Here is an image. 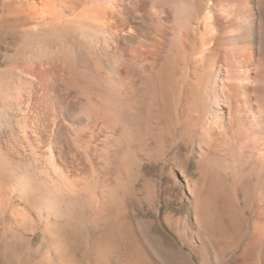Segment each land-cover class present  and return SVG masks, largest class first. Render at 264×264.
Instances as JSON below:
<instances>
[{"label": "bare ground", "instance_id": "6f19581e", "mask_svg": "<svg viewBox=\"0 0 264 264\" xmlns=\"http://www.w3.org/2000/svg\"><path fill=\"white\" fill-rule=\"evenodd\" d=\"M0 60V231L41 264L98 223L96 264H112L111 232L114 261L138 264L147 163L169 157L188 187L264 166L239 152L264 110V0H0Z\"/></svg>", "mask_w": 264, "mask_h": 264}, {"label": "rangeland", "instance_id": "374dc122", "mask_svg": "<svg viewBox=\"0 0 264 264\" xmlns=\"http://www.w3.org/2000/svg\"><path fill=\"white\" fill-rule=\"evenodd\" d=\"M2 64L0 60V73L5 68ZM250 73L246 70L243 75H253ZM249 115L246 133L239 140L240 157L263 158L264 134L254 128L263 126L264 110L255 108ZM196 154L190 158V172L196 171L198 166L200 152ZM178 173V167L169 157L147 163L139 171L135 204L139 212L138 237L142 246L138 253L142 256L139 255L138 264H264V166L254 169L237 166L236 176L227 172V176L225 174L215 184L213 179L203 182L196 177L194 183L198 186L191 183L189 187ZM207 186L213 188L209 190ZM195 188L197 192L204 188L201 194L205 197L202 195L204 199L198 205L194 202ZM129 195L130 190L124 196L128 198ZM162 195L168 200L160 203ZM95 226L90 224L87 228V239L80 243V249L79 246L76 251L70 248L72 260L68 257L65 264H96L98 256L92 248L103 237L105 228L101 223L97 224L98 228ZM111 233L109 238L115 239L110 241L113 247L110 249L111 263L117 264L114 260L120 253L117 248L119 233ZM30 245L26 236L14 238L0 231V264H41ZM88 250L91 252L87 253Z\"/></svg>", "mask_w": 264, "mask_h": 264}]
</instances>
